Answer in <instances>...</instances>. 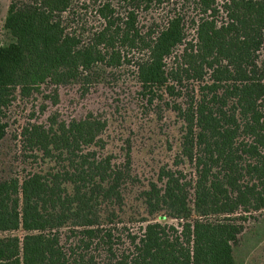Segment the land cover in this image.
Instances as JSON below:
<instances>
[{
  "label": "trees",
  "instance_id": "obj_1",
  "mask_svg": "<svg viewBox=\"0 0 264 264\" xmlns=\"http://www.w3.org/2000/svg\"><path fill=\"white\" fill-rule=\"evenodd\" d=\"M2 29L0 264H238L264 0H10Z\"/></svg>",
  "mask_w": 264,
  "mask_h": 264
},
{
  "label": "rangeland",
  "instance_id": "obj_2",
  "mask_svg": "<svg viewBox=\"0 0 264 264\" xmlns=\"http://www.w3.org/2000/svg\"><path fill=\"white\" fill-rule=\"evenodd\" d=\"M9 2L10 0H0V44L1 45L7 44L9 42L6 33L2 29V23L6 15V9ZM250 233H251V239H252V235L255 234H257V236L260 235L259 237L261 239L258 238L255 242L250 241L251 239L247 240L246 242L244 241L245 244H251V245H248L247 247L246 246L242 247V249L236 254L237 262L238 264H247L249 262L248 260L254 261V259L251 258L259 254L256 260L258 261V264H264V223H262V225L260 224V228L258 229V231H254V229L250 230L247 234V238L250 237Z\"/></svg>",
  "mask_w": 264,
  "mask_h": 264
}]
</instances>
